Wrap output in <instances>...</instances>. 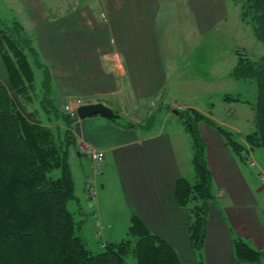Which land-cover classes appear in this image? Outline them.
I'll use <instances>...</instances> for the list:
<instances>
[{"label": "crops", "instance_id": "1", "mask_svg": "<svg viewBox=\"0 0 264 264\" xmlns=\"http://www.w3.org/2000/svg\"><path fill=\"white\" fill-rule=\"evenodd\" d=\"M75 3L76 8L68 12L73 6L64 2L63 19L53 22L37 2L19 3L16 8H20L23 21H18L25 32V11L29 27L38 26L36 34L28 36L51 72L52 97L61 98L64 104L76 98L83 104L101 102L119 116L116 121L100 114L77 117L72 125L76 146L71 150L70 167L78 229L87 244L106 238L100 242L102 247L105 242L118 241L115 231L127 232L134 215L176 249L182 264H195L188 239L189 211L178 205L174 193L179 177H193L189 136L184 129L166 130L156 120L150 128L123 126L126 122L145 124L153 111L152 98L167 81L156 33L161 0H100L90 8ZM0 81L10 86L1 55ZM198 126L215 197L209 206L202 259L205 264H234L235 236L264 248V187L215 128L200 122ZM84 146L98 148L105 155L102 173L95 176L98 193L93 201L87 193L92 171L83 155ZM107 184L113 186V207L109 196L102 205Z\"/></svg>", "mask_w": 264, "mask_h": 264}, {"label": "trees", "instance_id": "2", "mask_svg": "<svg viewBox=\"0 0 264 264\" xmlns=\"http://www.w3.org/2000/svg\"><path fill=\"white\" fill-rule=\"evenodd\" d=\"M232 1L241 2L240 18L251 24L256 39L264 44V0ZM0 55L12 90L24 99H30L33 66L40 70V104L49 122H37L34 112L26 116L0 81V264H127L130 252L136 264H182L176 249L134 215L127 228L131 238L105 242L97 251L87 247L74 212L68 209V202L77 199L70 167L77 116L55 105L51 72L17 19L0 20ZM229 74L255 85L250 106L253 129L243 135L247 146L194 107L176 112L189 136L193 177H179L174 193L178 205L189 211L188 239L195 264H205L202 248L209 206L215 199L199 122L215 128L243 163L251 149L264 148V54L256 61L239 56ZM222 99L241 101L231 93H224ZM153 123L152 113L143 125L126 122L123 126L150 128ZM233 252L234 264H264V248L257 249L242 237L233 238Z\"/></svg>", "mask_w": 264, "mask_h": 264}, {"label": "rangeland", "instance_id": "3", "mask_svg": "<svg viewBox=\"0 0 264 264\" xmlns=\"http://www.w3.org/2000/svg\"><path fill=\"white\" fill-rule=\"evenodd\" d=\"M28 1L39 3L40 8L48 15L49 22H53L55 19H63L64 2L73 6L67 10L70 12L76 8V1L79 2L78 5L90 8L93 6V2L100 0H0V20L17 19L21 21L22 16L18 13L20 8L17 10L16 5L27 4ZM201 3L206 4L208 8L201 9L200 6L204 5H200ZM161 4L156 33L162 48L168 77L163 90L152 98L154 121L165 126L166 130L183 132L180 117L175 112L193 106L197 110L209 114L223 129L235 133V140L243 143V135L253 129V111L250 103L254 100L255 85L251 81L234 79L229 76V72L239 56L256 61L264 54V44L256 39L251 24L240 18L241 2L232 0H161ZM192 6H194V10ZM22 10L25 11L24 8ZM24 16L28 26L27 36L36 34L38 26L31 29L28 25L26 11ZM33 70L34 83L28 90L30 99L16 95L10 86L8 89L16 105L26 116L28 113L34 112L37 122L47 124L49 122L40 104L42 74L35 66H33ZM224 93L239 95L241 101L227 103L222 99ZM53 100L60 110L66 112L65 104L61 98L55 97ZM184 102H186V107L182 105ZM173 108L175 109L174 113L171 111ZM200 123L202 126L207 124L204 121ZM236 131H240V135ZM251 150L252 154L246 156L248 164L246 168L253 173L256 182L264 187L261 179V175L264 174V148ZM83 155L85 156L84 152ZM95 187L97 197L96 181ZM112 191L113 186L107 184L102 205L103 203L107 204L109 196L110 205L113 207L115 202L111 199ZM262 192L264 193V191ZM74 201L68 202L70 211L74 209ZM98 230L102 231V229ZM115 236L117 240L131 238L125 230L120 229L115 231ZM98 237H100L99 234ZM105 239L100 237L98 240L94 239L93 242L89 240L87 247L92 251H97L101 248L100 242H104ZM126 262L127 264H136L132 252L126 256Z\"/></svg>", "mask_w": 264, "mask_h": 264}, {"label": "built area", "instance_id": "4", "mask_svg": "<svg viewBox=\"0 0 264 264\" xmlns=\"http://www.w3.org/2000/svg\"><path fill=\"white\" fill-rule=\"evenodd\" d=\"M83 104L78 98L69 101L64 105V109L67 113L76 115V108ZM77 116V115H76ZM83 152L90 161V167L92 174L87 177V193L91 200L96 198L95 176L102 173V167L104 162V152L93 146H84ZM262 184H264V174L261 175ZM99 234V233H98Z\"/></svg>", "mask_w": 264, "mask_h": 264}, {"label": "water", "instance_id": "5", "mask_svg": "<svg viewBox=\"0 0 264 264\" xmlns=\"http://www.w3.org/2000/svg\"><path fill=\"white\" fill-rule=\"evenodd\" d=\"M175 111V110H174ZM94 114H100L108 118H118V114L114 113L111 108L101 102L85 103L76 108V115L79 118H85Z\"/></svg>", "mask_w": 264, "mask_h": 264}]
</instances>
